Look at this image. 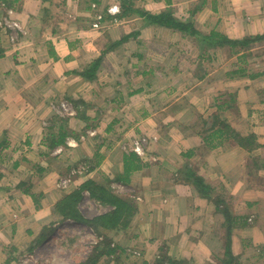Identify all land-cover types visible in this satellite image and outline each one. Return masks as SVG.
Returning <instances> with one entry per match:
<instances>
[{
    "label": "crops",
    "instance_id": "obj_1",
    "mask_svg": "<svg viewBox=\"0 0 264 264\" xmlns=\"http://www.w3.org/2000/svg\"><path fill=\"white\" fill-rule=\"evenodd\" d=\"M4 12L0 264L54 239L72 222L57 207L87 182L129 210L99 229L89 264H264V0H0ZM139 12L251 41L200 45Z\"/></svg>",
    "mask_w": 264,
    "mask_h": 264
},
{
    "label": "trees",
    "instance_id": "obj_2",
    "mask_svg": "<svg viewBox=\"0 0 264 264\" xmlns=\"http://www.w3.org/2000/svg\"><path fill=\"white\" fill-rule=\"evenodd\" d=\"M125 5L128 8V4L126 3ZM140 13L141 16L144 17L145 20L148 22V24L158 25L177 31L182 35L183 38L185 37L195 38L198 44L200 45L230 46L233 48H244L246 50L248 49V45L251 41L249 38L246 39L244 38L240 40H231L226 36L215 31L211 32L209 35H202L193 27L192 23L180 22L174 19L172 15L168 12L161 13L158 15H151L144 12H139V14ZM262 38L264 39V36L256 37L255 40L258 41L261 40ZM234 138L240 144V146L247 145L250 143L251 139L253 140V137L249 139L248 138L242 139L241 137L235 136ZM126 163L129 164L130 162L129 163L125 162L124 171L129 172L131 169V165H127ZM82 190H87L90 197L95 198L96 200H98V202H100L101 205L108 206L111 209L109 211H106L105 213L93 217L90 220L84 219L77 208L78 201L82 197L81 192L76 191L67 195L66 198L63 199L62 202L57 207V211L63 217L68 219H73L79 223H85L92 230H96V231H98L99 229L111 230L114 227H116L115 225H117L120 219L123 218L124 214H127L129 211L127 210L128 206L123 199L113 194H110L108 191L104 189H99L98 187L93 188L92 182H87L86 185L82 188ZM97 190L101 195H96ZM111 250H113V247H111L108 251H106V255H109ZM225 253L226 255L228 254V249L227 252ZM216 264H238V263L237 262L235 263L233 256L230 257V255H228V259L222 260Z\"/></svg>",
    "mask_w": 264,
    "mask_h": 264
},
{
    "label": "rangeland",
    "instance_id": "obj_3",
    "mask_svg": "<svg viewBox=\"0 0 264 264\" xmlns=\"http://www.w3.org/2000/svg\"><path fill=\"white\" fill-rule=\"evenodd\" d=\"M5 17L6 13L4 12V14L0 17V21L3 22L2 19ZM7 34H9L8 31ZM62 181L66 182V185H68L69 181H64L63 179L59 182V184L62 183ZM118 190L123 191L122 188H119ZM86 193L87 192L83 194L85 195L84 198L81 197L77 205V208L79 212H81L80 214L84 219L90 220L98 214L108 211L105 209H108L109 207L107 208L104 205H101L100 202L96 204L91 200V198H89V196H87ZM70 220L72 222L65 225V228L60 230L58 233L57 231L53 233V236H55L54 239L51 237L44 247L36 246L37 248L33 251V253H27L19 258L20 260H18V264H89L90 257H96L95 249L93 248V244H95L94 242L96 241L95 238L102 237L105 234L103 233L99 235L97 233L100 232V230H92L85 223H79L73 219ZM118 230H122V232H124V227ZM113 235L114 232H111V236ZM106 240H108V243ZM106 240L102 239L100 242L106 246L109 245L110 247V244L113 241H111L108 237ZM159 263L161 262L159 261ZM98 264L107 263L104 258H101V261L99 260Z\"/></svg>",
    "mask_w": 264,
    "mask_h": 264
},
{
    "label": "built area",
    "instance_id": "obj_4",
    "mask_svg": "<svg viewBox=\"0 0 264 264\" xmlns=\"http://www.w3.org/2000/svg\"><path fill=\"white\" fill-rule=\"evenodd\" d=\"M116 11H117L116 9H109L108 13L109 14H115ZM5 18L2 19L3 22L0 21V28H2V26H6V27L8 26L9 27V24L5 21ZM95 20H96V22L93 24V27L96 28V27H98L100 20H102V16L97 15ZM8 29H10V28H8ZM8 37L11 39V41H13L15 39L14 32L13 31L9 32ZM143 142H144V139H136L132 142V150H133V152H135L139 156L143 155V149H142ZM65 186H67L66 182H63V181H62V183H60L58 185V187H60V188H65Z\"/></svg>",
    "mask_w": 264,
    "mask_h": 264
}]
</instances>
